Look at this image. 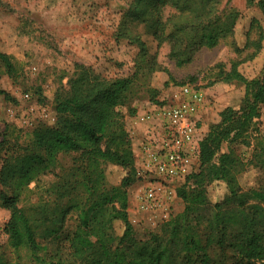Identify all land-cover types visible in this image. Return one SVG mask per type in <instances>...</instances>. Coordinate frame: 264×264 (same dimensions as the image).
I'll list each match as a JSON object with an SVG mask.
<instances>
[{"label":"trees","instance_id":"trees-1","mask_svg":"<svg viewBox=\"0 0 264 264\" xmlns=\"http://www.w3.org/2000/svg\"><path fill=\"white\" fill-rule=\"evenodd\" d=\"M222 1L128 0L120 23L123 27L127 22L134 27L143 24L156 40H167L170 56L183 65L201 47H214L232 33L239 12L221 8ZM248 3L264 15V0ZM166 7L174 12L164 19ZM130 39L138 41L140 36ZM262 39L264 33L258 49ZM151 59L149 71H154L155 58ZM0 62L9 74L14 71L11 60L1 52ZM237 65L221 71L215 81L244 85L242 106L227 107L220 113L219 122L212 124L200 141V165L176 183L175 195L184 202L183 210L165 219L149 238L137 240L128 213L134 158L127 145L123 116L117 111L130 99L133 76L105 78L90 66L75 64L69 91L56 96L55 124H38L24 142L7 136L0 141V183L13 186L12 196L1 193L2 206L10 211L4 231L11 247H27L31 262L38 264H264V189H242L238 180L242 161L230 151L220 153L222 144L245 130L261 114L264 104V69L260 77L249 79ZM0 94L10 97L1 88ZM70 154L79 157L74 158L68 179L58 183L54 201L30 209L39 217L32 218L17 205L20 194ZM252 161L264 169V143ZM105 164H116L129 172L120 183L109 185ZM216 182L225 183L226 191L213 199L209 186ZM69 214L76 216L77 224L68 235L66 256L60 248L49 259L39 256L38 251L45 247L38 238L59 236ZM117 221L123 226L121 234L115 231ZM39 225H44L42 232L37 231ZM0 264L22 262H6L0 255Z\"/></svg>","mask_w":264,"mask_h":264},{"label":"rangeland","instance_id":"rangeland-1","mask_svg":"<svg viewBox=\"0 0 264 264\" xmlns=\"http://www.w3.org/2000/svg\"><path fill=\"white\" fill-rule=\"evenodd\" d=\"M224 7L239 12L232 33L214 47H201L188 63L178 65L170 56L171 44L167 40H156L153 33L146 32L143 24L137 27L129 22L124 27L121 25L128 0H0V52L8 56L14 66V71L9 74L0 62V88L10 94L9 98L0 94V141L7 136L11 141L24 142L38 124H55V99L69 91L75 64L90 66L105 78L133 76L130 99L118 106L117 111L123 116L128 133L127 145L134 158V179L128 187L131 200L128 213L134 227L133 235L137 240L149 238L161 229L165 219L183 210L184 202L175 195L174 187L169 197H164L165 193L161 195L162 203L156 209L142 207L140 198L151 184V177H145L141 171L143 155L140 146L145 136L150 135L151 129L179 96L181 86L194 82L192 85H196L203 95L195 115L198 131L194 155L196 168L200 165V141L208 134L211 125L219 122L220 113L225 108L239 109L243 103L244 85L220 79L215 81L220 78L219 73L230 70L234 63L249 79L263 73L264 39L261 49L257 46L260 34L264 33V15L248 0H223L221 8ZM173 12L174 8L166 7L164 19ZM120 32L127 36L119 35ZM135 34H139L140 40L130 39ZM152 57L156 70L149 71ZM26 93L30 98L25 97ZM263 112L264 104L261 114L239 135L225 141L220 151H230L242 161L243 169L238 180L244 190L264 189V169L252 161L254 152L264 143ZM122 148H126V144ZM77 156L79 154L63 156L55 168L31 182L20 194L17 205L25 208L32 218H39L30 209L55 200L57 185L68 179L66 174ZM79 164L84 166L80 160ZM104 169L109 185L120 183L129 172L116 164H105ZM225 191L223 182L209 186L213 199ZM2 192L12 196L13 186L0 183V217L3 222L0 255L6 262L19 259L22 264H38L31 262L27 247L14 249L10 245L4 231L10 211L2 206ZM76 224V216L69 214L59 236L39 237L45 249H40L38 255L49 259L60 248L65 257L67 249L64 247L68 245V235ZM43 228L44 225H39L37 231L42 232ZM122 230L123 226L117 221L116 233L121 234Z\"/></svg>","mask_w":264,"mask_h":264},{"label":"built area","instance_id":"built-area-1","mask_svg":"<svg viewBox=\"0 0 264 264\" xmlns=\"http://www.w3.org/2000/svg\"><path fill=\"white\" fill-rule=\"evenodd\" d=\"M179 91V96L140 146L143 155L141 171L145 177H151V184L147 185L140 201L142 207L149 210L156 209L162 203L161 195L165 193L164 197H169L176 183L184 181L195 170L194 155L198 144L195 115L202 104L203 95L192 84L181 86ZM25 97L30 98V94L26 93ZM261 119L264 122V112ZM2 229L0 217V232Z\"/></svg>","mask_w":264,"mask_h":264},{"label":"crops","instance_id":"crops-1","mask_svg":"<svg viewBox=\"0 0 264 264\" xmlns=\"http://www.w3.org/2000/svg\"><path fill=\"white\" fill-rule=\"evenodd\" d=\"M130 202H131V200H130ZM130 204H131V203H130ZM137 214H138V213H136L135 215H136V216H139V214H138V215H137Z\"/></svg>","mask_w":264,"mask_h":264}]
</instances>
